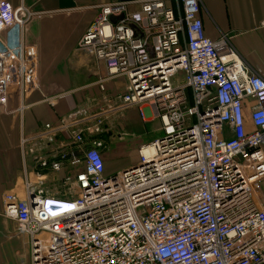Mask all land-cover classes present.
<instances>
[{"label": "built area", "instance_id": "built-area-1", "mask_svg": "<svg viewBox=\"0 0 264 264\" xmlns=\"http://www.w3.org/2000/svg\"><path fill=\"white\" fill-rule=\"evenodd\" d=\"M98 9L78 49L106 65L100 98L22 134V182L4 194L3 215L29 237L30 264H264V78L231 35L206 36L201 0ZM32 17L0 0V36L15 24L23 36ZM38 60L24 38L0 48V105L28 107L41 89ZM118 78L123 90L109 95ZM132 107L163 135L109 172L102 134ZM51 181L66 191L51 193Z\"/></svg>", "mask_w": 264, "mask_h": 264}, {"label": "crops", "instance_id": "crops-1", "mask_svg": "<svg viewBox=\"0 0 264 264\" xmlns=\"http://www.w3.org/2000/svg\"><path fill=\"white\" fill-rule=\"evenodd\" d=\"M111 1L9 0L15 8L24 5L33 17L23 36L18 24L2 32L0 48L14 46L21 38L34 44L41 89L29 96L24 111L15 98L0 105V263L30 264L29 237L19 234L18 223L3 215L4 194L18 191L23 178L21 136L57 123L89 99L100 98L98 81L106 75V65L79 50L78 43L99 15L98 6ZM201 8L206 36L216 40L222 33L231 35L239 53L264 78V26L260 25L264 0H201ZM123 87L122 78L106 84L109 95H117ZM45 94L58 95L53 105L43 101ZM261 202L264 206V199Z\"/></svg>", "mask_w": 264, "mask_h": 264}, {"label": "rangeland", "instance_id": "rangeland-1", "mask_svg": "<svg viewBox=\"0 0 264 264\" xmlns=\"http://www.w3.org/2000/svg\"><path fill=\"white\" fill-rule=\"evenodd\" d=\"M188 94L191 101L190 92ZM110 126L112 133L103 135V139L109 145V150L105 154L106 168L113 172L136 163L139 158L138 147L142 143H148L163 135L160 122L150 118L144 120L140 116L138 107L121 111L116 119L110 121ZM50 184L48 186H51V193L60 194L67 189L57 181H51ZM257 194L262 201L264 199L263 186L259 187Z\"/></svg>", "mask_w": 264, "mask_h": 264}, {"label": "water", "instance_id": "water-1", "mask_svg": "<svg viewBox=\"0 0 264 264\" xmlns=\"http://www.w3.org/2000/svg\"><path fill=\"white\" fill-rule=\"evenodd\" d=\"M120 18H123V16H121V17H119V18H115V17H112L111 19H112V21H117L118 19H120Z\"/></svg>", "mask_w": 264, "mask_h": 264}]
</instances>
